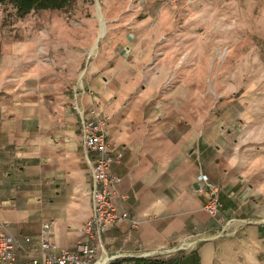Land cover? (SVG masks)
Returning <instances> with one entry per match:
<instances>
[{
	"label": "crops",
	"instance_id": "1",
	"mask_svg": "<svg viewBox=\"0 0 264 264\" xmlns=\"http://www.w3.org/2000/svg\"><path fill=\"white\" fill-rule=\"evenodd\" d=\"M126 24L128 32L114 35L119 42L118 47L113 45L116 59L146 56L157 29L139 38L136 21ZM83 54L72 52L66 66L72 74L79 71L76 86L85 90L83 106L89 107L93 100L99 112L108 116L111 149L123 153L121 163L112 167L120 176L112 200L137 221L135 228L127 220L108 226L97 255L125 257L166 246L187 234L212 235L221 223L202 209L205 195L196 183L202 171L221 187L222 214L249 223L234 236L209 238L193 251L159 259L163 264L256 261L249 249L254 250L256 237L264 239V222L251 219L264 215V205L256 203H264V185L256 190L230 175L224 164L229 161L225 142L216 127H207L206 103L203 113L187 112L184 101L172 91L159 95L156 76L141 86L138 66L107 77L115 69L108 68L106 55L81 70ZM86 54L88 59L91 55ZM20 60L18 55L2 57L0 88L10 73H17ZM44 70L31 65L28 75L15 77L14 98L0 102V225L23 243L15 264L41 257L43 222L51 223L49 240L57 249H71L84 239L82 226L92 213L91 169L81 144L78 115L72 109L73 90L66 98L49 99L47 83L39 82L41 76L37 81L38 72ZM135 89L139 92L132 94ZM237 240L248 252L225 255L223 250Z\"/></svg>",
	"mask_w": 264,
	"mask_h": 264
},
{
	"label": "rangeland",
	"instance_id": "2",
	"mask_svg": "<svg viewBox=\"0 0 264 264\" xmlns=\"http://www.w3.org/2000/svg\"><path fill=\"white\" fill-rule=\"evenodd\" d=\"M127 21H136L139 38L153 28L158 35L146 56L117 60L114 35L129 31ZM76 51L84 53L81 70L106 55L108 68L115 69L107 77L138 66L141 86L156 76L159 95L172 91L187 112L203 113L206 103V124L209 130L216 127L225 142L230 175L256 190L264 185V0H72L63 8L24 16L5 1L0 4V65L4 56L21 60L17 73L3 80L0 102L14 98L15 77L28 75L31 65L46 68L37 81L41 76L39 82L47 83L49 99L66 98L78 85L79 71L72 74L66 66ZM151 68L155 73H147ZM251 222H264V215ZM255 241L249 253L256 261L240 258L237 264H264V239ZM223 252L248 251L237 240Z\"/></svg>",
	"mask_w": 264,
	"mask_h": 264
},
{
	"label": "built area",
	"instance_id": "3",
	"mask_svg": "<svg viewBox=\"0 0 264 264\" xmlns=\"http://www.w3.org/2000/svg\"><path fill=\"white\" fill-rule=\"evenodd\" d=\"M72 90V109L78 115L81 144L91 169L92 213L82 226L84 239L71 249H57L49 240L51 223L43 222L39 231L41 257H33L24 264H108L120 258L121 255L108 256L103 252L97 255L96 250L102 247L101 236L107 227L120 220H127L132 228L137 227V221L131 218L126 211H120L112 200L116 184L120 181V176L112 171V167L121 163L123 153L111 149L108 140V116L99 112L93 100L89 107L83 106L84 89L74 86ZM86 92L90 95L94 94L91 89H87ZM196 183L205 195L202 209L210 219L221 223L218 229L208 236L200 233L187 234L166 246L149 251H139L130 256L160 258L180 251H193L200 242L209 238L223 237L249 222L232 215L222 214L224 204L220 196L221 187L206 173L200 171L196 176ZM26 241H29V238H26ZM18 249L24 250L23 243L13 234L5 232L0 225V264H15Z\"/></svg>",
	"mask_w": 264,
	"mask_h": 264
},
{
	"label": "trees",
	"instance_id": "4",
	"mask_svg": "<svg viewBox=\"0 0 264 264\" xmlns=\"http://www.w3.org/2000/svg\"><path fill=\"white\" fill-rule=\"evenodd\" d=\"M10 1L16 8L18 16H24L31 10L60 9L72 0H0V4ZM164 261L156 258L125 256L116 258L108 264H163Z\"/></svg>",
	"mask_w": 264,
	"mask_h": 264
}]
</instances>
